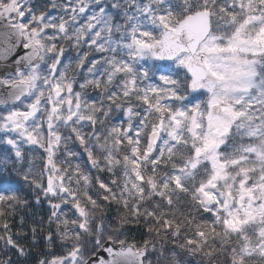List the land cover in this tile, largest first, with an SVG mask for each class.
I'll return each instance as SVG.
<instances>
[{"label": "snow or ice", "instance_id": "6c2138e0", "mask_svg": "<svg viewBox=\"0 0 264 264\" xmlns=\"http://www.w3.org/2000/svg\"><path fill=\"white\" fill-rule=\"evenodd\" d=\"M33 259L264 264V0H0V264Z\"/></svg>", "mask_w": 264, "mask_h": 264}, {"label": "trees", "instance_id": "16d2710c", "mask_svg": "<svg viewBox=\"0 0 264 264\" xmlns=\"http://www.w3.org/2000/svg\"><path fill=\"white\" fill-rule=\"evenodd\" d=\"M45 207H46V206H45ZM39 243H40V245L42 246L43 241H40ZM32 255H33V258L36 257V256H38V255H39V249H33V250H32ZM13 259H15V256H13ZM33 264H34V259H33Z\"/></svg>", "mask_w": 264, "mask_h": 264}]
</instances>
